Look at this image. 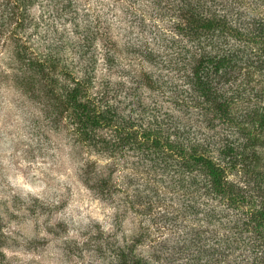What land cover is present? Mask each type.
<instances>
[{"label": "rangeland", "instance_id": "1", "mask_svg": "<svg viewBox=\"0 0 264 264\" xmlns=\"http://www.w3.org/2000/svg\"><path fill=\"white\" fill-rule=\"evenodd\" d=\"M224 2L230 4L226 0H219L221 5L212 3V0H0V264H131V260L115 262L113 252L127 247L138 233H144L145 238L135 247L134 255L144 259L151 256L159 242L181 239L174 238L170 226L159 223L153 216L144 217L129 210L127 215L123 213L120 201H125L124 196L131 195L135 189L146 192L153 189L158 195L152 198L155 217L161 212L169 217L172 213L175 216V211L181 209L180 200H184L198 204L195 210L201 212L197 217L203 220L209 209L218 210L217 206L221 204L220 197L205 194L203 188L207 186L204 183L195 186L198 193L190 188L174 189V184H178L181 178L192 175V171L181 167V160L176 156L156 168L136 155L130 156L132 161L139 163L125 166L122 162L112 164L100 157L86 156V147L82 145L79 146L84 150L79 151L75 147L72 130L55 122L51 102L43 96L42 90L32 92L20 83L19 77L23 73H17L23 70L16 71L18 63L15 59L13 62L12 51L4 45L14 27L20 24L22 38L27 41L26 46L31 53H37L42 46L55 48V44H59L55 54L42 52L36 56L35 61L45 68L49 67L51 58L74 61L81 66L84 64L81 61L89 60L88 52L77 54L82 35L87 36L85 41H98L97 49H100V41H109L113 46L116 43L118 46L113 49L122 51L126 60L119 70L133 62L124 47L131 54L140 47L141 55L145 49H152L149 50L152 53L149 66L159 67V74L153 75L164 88H159L160 93L164 92L160 97L143 89L139 94L146 99L143 104L155 106V101L157 111L152 112L158 119L168 114L173 119L182 115L183 118L177 120L179 124H192V137L201 138L203 145L205 143L208 147L210 142V147L215 149L214 155L221 160V149L233 141L241 142L240 133L231 131L229 125L223 126L216 119L211 125L206 124L205 121L213 114L194 102V96L183 99L189 101L191 108L179 107V103L171 100L176 92L190 93L188 87L195 66L193 52L199 46L210 57L215 58L223 52L233 55L225 69L209 76L216 91L228 95L232 115L253 118L251 112L264 109V64L261 63L264 53L259 41H256L257 45L252 39L235 40L217 30L201 31L193 39L185 27L182 34L178 30L179 13L188 7L203 14H208L211 8L219 10L220 14L225 13L223 8L232 10L235 14L227 19L229 24L244 30V22L249 17L244 8L253 10L258 5L248 6L251 0H242L244 8L234 9ZM7 4H13L14 12L18 13L22 23L12 20L14 12L6 10ZM96 21L100 37L93 39V35L85 30L93 27ZM143 21L151 26L145 27ZM235 48H238V53ZM232 49L236 53L233 54ZM102 54L99 51V55ZM120 77L117 76V81ZM190 97L193 102L188 99ZM130 115L133 116L132 113ZM247 137L258 139L255 144L258 156L250 166L264 178V128L261 125L250 128ZM254 150H247L243 157ZM85 157L95 167L94 177L87 176L86 167L84 170L78 168ZM109 167L113 171H108ZM242 170L243 167L239 168L237 174L241 175ZM107 171L112 178L108 187L112 185L115 189L110 200L102 199L96 184L97 177L100 179ZM178 173L184 176L178 177ZM198 177L202 179L200 174ZM231 177L229 179L234 184H240L244 191L247 190L245 187L248 185L243 183L242 177ZM243 178L248 180L247 176ZM122 181L129 183L128 187L122 185ZM212 215L217 225L218 214ZM186 218L174 221L175 226L185 223ZM220 227L211 238L228 237L233 241L240 238L239 243L249 238L242 232L244 226L237 229L234 221L225 220ZM98 232L101 236L97 235ZM90 234L94 241L88 240ZM206 261L213 260L203 258L192 264H204ZM247 262L252 261L248 259Z\"/></svg>", "mask_w": 264, "mask_h": 264}, {"label": "trees", "instance_id": "2", "mask_svg": "<svg viewBox=\"0 0 264 264\" xmlns=\"http://www.w3.org/2000/svg\"><path fill=\"white\" fill-rule=\"evenodd\" d=\"M226 1L230 4L225 2L224 4L234 9L244 8L241 6L242 0ZM212 3L221 5L219 0H212ZM236 4L240 6H234ZM247 4L248 6L256 4L258 7L253 10L250 7L244 8L249 16L244 22V30L233 28L229 24L227 19L232 18L235 14L232 10L228 9L227 11L223 8L225 13L220 14L219 10L211 8L208 14H203L193 7L183 8L179 13L178 30L182 34L181 32L185 27L193 39L201 31L209 33L215 30L221 34L229 35L235 40L245 39L249 41L252 39L255 44H257L256 41L260 42L259 46L264 53V0H251V3ZM12 5H6V10L11 13L15 11V7ZM214 7L217 8V6ZM246 8L248 9L246 10ZM11 16L15 22L22 23L18 19V13L14 12ZM142 19L144 20V17ZM10 20L9 17L8 21L10 22ZM143 22L145 27L151 26L147 22ZM7 25L4 24V26ZM19 25L14 27L4 45L12 51L13 62L15 59V62L18 63L16 71L23 70L21 73H17L18 75L23 73L19 77L20 83L32 92L42 90L43 96L48 102H51L55 122L60 123L61 127L72 130V136H74L76 140L74 142L77 145L75 147L79 151L86 147L84 150L86 156L100 157L109 160L112 164L122 162L125 166H133V164L139 163L132 161L133 157L130 156L136 155L135 157H139L141 160H148L151 167L155 166L156 168L165 161H172L176 156L181 160H179L181 167L192 171V175L187 176V180L185 177L181 178L178 184H174V189L179 190V188L184 187V189H195L198 193L195 186L204 183L207 186L203 188L205 194H213L216 198L220 197L221 204L217 206L218 210L209 209L203 220L197 217L198 213L201 212L195 210L198 204L195 201L192 204L186 203L184 200H180L181 209L175 211V213L177 212V214L174 213L175 216L172 213L169 217L165 212H161L158 217H155L152 198H157L158 195L153 189H148L149 192L142 189L133 190L131 195L124 196L125 201H120L123 206L122 209L125 211L123 213L127 215L129 210L144 217L146 215L153 216L157 218L159 223L170 226L169 230L174 232V238L181 237V239H165L159 242L157 247L153 249L151 256L144 259L134 255L135 247L141 244L145 238L144 233H138L127 247L116 250L117 253L113 252L115 262L117 260L124 262L131 260V264H192L195 260L199 262L203 258H209L213 261H206L205 263L264 264V178L256 172L254 167L250 166L251 163L256 162L258 156L255 146L258 139H248L251 136L247 137L250 128H254L256 125H261L264 128V109L261 111L256 109L251 112L253 118L232 115L229 111L228 95L218 93L213 80L209 78L212 72L217 74L225 69L233 55L223 52L214 58L196 46L195 52H193L195 66L188 87L190 93L176 92L171 100L174 103H179V107L191 108L188 104L189 101L183 99L185 96H194L196 97L194 102L199 103L203 110L213 114V117L205 121L206 124L211 125V122L216 119L223 126L229 125L231 131L237 130L240 133L241 142L233 141L230 146L221 149L222 159L219 160L218 155H214L215 149L213 146L210 147L209 141L208 147L205 143L203 145L201 138L192 137L190 131L192 124H179L177 120H181L182 115L181 118L173 119L168 114L165 118L160 117L158 119L152 112L157 111L156 102L153 101L155 106L143 104L146 99L139 95L143 89L153 91L155 95H160V97L164 92L162 90L160 93L159 88L163 87L153 75L154 73L159 74V67L149 66L152 61L150 60L152 53L149 50L152 49H145L144 54L141 55L140 47L133 51L134 54H131L124 47L123 50L131 56L133 62H129V67L123 66L124 69L119 70L123 61L126 60L122 51L113 49V47L117 48L116 43L113 46L109 41H100V49H97L96 43L98 41H85L87 36L82 35L83 41L77 45V54L80 56V54L88 52L89 60L81 61V64L84 63L81 66L74 61H61V59L51 58L49 59V67L45 68L35 61L36 56L42 52L55 54L59 44H55V48L42 46L37 53H31L27 49V41L22 38L21 26ZM92 26L85 32L89 31L93 35V39H96L100 37L98 36L100 28L97 26V21ZM62 36L63 34L60 37ZM13 38L18 41H10ZM140 38L143 40L142 37ZM56 42L59 43V41ZM235 49L238 53V48ZM235 49H232L233 54L236 53ZM99 51L103 52L102 56L99 55ZM50 60L54 61L51 62ZM248 61L249 64H252L250 60ZM261 63L264 64V60ZM116 75L121 76L119 81H117ZM191 97L188 99L193 102ZM131 113L133 116L130 115ZM252 148L255 150L249 156L243 157L245 152ZM81 160L78 168L86 167V170H83L91 178L95 175L94 165L88 163L86 157ZM245 163L247 164L244 166ZM241 167L243 170L240 175L237 172ZM108 171H113V169L109 167ZM108 171L100 179L97 177L96 184L102 199L110 200L115 194V189L112 185L108 187V184L112 183L111 174ZM198 174L202 176V179H199ZM180 176L184 175L178 173V177ZM230 176L242 177L243 183L248 185L245 187L247 190L244 191L240 184H234L229 179ZM246 176L248 177L247 181L243 178ZM122 182V185L128 187L129 183ZM117 193L121 192L118 191ZM192 193L194 195V191ZM193 199L197 200L195 197ZM212 214H218L217 225L213 222L214 216ZM230 215L232 216L230 217ZM179 218H186L187 221L183 220L185 223L175 226L174 221L176 222ZM225 220L234 221L237 229L244 226L242 232L249 235L248 240L239 243L240 238L238 241H233L228 237H224V239L220 237L211 238V235L218 228H221L220 225ZM91 234L88 240L94 241L95 239L90 237ZM97 235L101 236V232H98ZM248 259L252 262H247Z\"/></svg>", "mask_w": 264, "mask_h": 264}]
</instances>
